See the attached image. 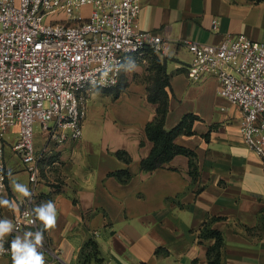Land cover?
Here are the masks:
<instances>
[{
    "label": "crops",
    "instance_id": "obj_1",
    "mask_svg": "<svg viewBox=\"0 0 264 264\" xmlns=\"http://www.w3.org/2000/svg\"><path fill=\"white\" fill-rule=\"evenodd\" d=\"M135 26L161 36L163 53L145 50L115 88L88 95L79 139L56 144L35 134L41 175L34 208L51 200L57 209V225L44 232L40 249L46 264H81L88 241L105 264H209L213 240L201 241L199 233L211 217L223 237L220 264H264V164L243 142L242 113L217 94L216 78L187 77L191 54L185 44H217L227 35L264 43V0H140ZM159 77L167 80L164 128L186 114L196 117L193 133L173 141L194 152V174L184 154L152 171L140 168L153 146L145 126L162 108L148 101ZM16 135L12 127L3 140L6 186L0 194L16 208L0 207L1 219L12 220L25 198L13 192L10 179L30 189L25 164L12 150ZM117 171L130 177L121 181L112 174ZM41 228L36 220L19 235ZM0 264H12L11 255H0Z\"/></svg>",
    "mask_w": 264,
    "mask_h": 264
},
{
    "label": "built area",
    "instance_id": "obj_2",
    "mask_svg": "<svg viewBox=\"0 0 264 264\" xmlns=\"http://www.w3.org/2000/svg\"><path fill=\"white\" fill-rule=\"evenodd\" d=\"M139 9L140 0H0V194L6 186L3 140L12 127V150L25 164L33 194L13 215L11 235L36 225L41 170L35 129L56 144L79 139L88 95L115 88L128 67L125 58L165 50L161 36L136 29ZM185 44L187 77L216 78L217 94L242 113L243 142L264 164V43L227 35L217 44ZM106 65L111 71L104 75Z\"/></svg>",
    "mask_w": 264,
    "mask_h": 264
},
{
    "label": "trees",
    "instance_id": "obj_3",
    "mask_svg": "<svg viewBox=\"0 0 264 264\" xmlns=\"http://www.w3.org/2000/svg\"><path fill=\"white\" fill-rule=\"evenodd\" d=\"M161 78L162 77H159V79L154 82L153 86L148 89V101L152 103L159 102L162 104V108L159 110L157 116L145 126V134L153 143V146L148 156L140 161V168L143 171H152L161 167L165 162H168L174 155L184 154L189 157L190 166L192 168L191 173L194 174V152L186 147L175 144L173 141L181 134L190 135L193 133L192 125L196 117L193 114H186L171 129L166 130L164 128L167 95L163 88L167 84V80ZM116 154L118 157L123 158L126 161L129 160V157L124 152L118 151ZM112 174L118 177L121 181H125L130 177V174L126 171H117ZM216 220L217 218L211 217L205 221L201 226L199 233L201 241L213 240L212 244H210L207 249V259L209 264H220V252L223 246V237L221 233L212 228V223ZM97 252V246L93 241L86 242L80 253L81 264H90L88 261L91 258L96 259L95 264H99L101 261L97 259Z\"/></svg>",
    "mask_w": 264,
    "mask_h": 264
},
{
    "label": "clouds",
    "instance_id": "obj_4",
    "mask_svg": "<svg viewBox=\"0 0 264 264\" xmlns=\"http://www.w3.org/2000/svg\"><path fill=\"white\" fill-rule=\"evenodd\" d=\"M123 63L132 65V62L125 58ZM122 66V65H121ZM111 71V67L106 65L104 75ZM11 178V171L8 172ZM10 184L14 193L19 196L31 198L32 192L26 184L18 183L10 179ZM0 207L15 209L16 205L6 198H0ZM33 215L36 220L40 221L42 228L36 232L26 231L23 235H15L10 242L9 249L4 247L5 237L14 232V225L10 219H0V255H4L10 251L12 264H46L44 252L40 249L44 244V232L53 230L57 225V209L53 201L48 200L32 209Z\"/></svg>",
    "mask_w": 264,
    "mask_h": 264
},
{
    "label": "rangeland",
    "instance_id": "obj_5",
    "mask_svg": "<svg viewBox=\"0 0 264 264\" xmlns=\"http://www.w3.org/2000/svg\"><path fill=\"white\" fill-rule=\"evenodd\" d=\"M35 131L37 132V128L35 129Z\"/></svg>",
    "mask_w": 264,
    "mask_h": 264
}]
</instances>
